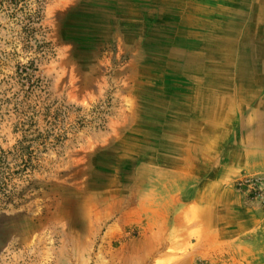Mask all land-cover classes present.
<instances>
[{
	"label": "rangeland",
	"instance_id": "obj_1",
	"mask_svg": "<svg viewBox=\"0 0 264 264\" xmlns=\"http://www.w3.org/2000/svg\"><path fill=\"white\" fill-rule=\"evenodd\" d=\"M0 264H264V0H0Z\"/></svg>",
	"mask_w": 264,
	"mask_h": 264
}]
</instances>
